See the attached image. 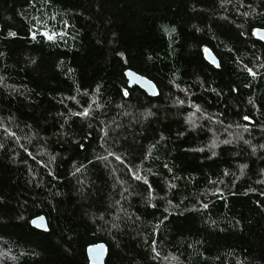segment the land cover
<instances>
[{
  "label": "trees",
  "instance_id": "trees-1",
  "mask_svg": "<svg viewBox=\"0 0 264 264\" xmlns=\"http://www.w3.org/2000/svg\"><path fill=\"white\" fill-rule=\"evenodd\" d=\"M256 29L264 0H0V264H264Z\"/></svg>",
  "mask_w": 264,
  "mask_h": 264
},
{
  "label": "water",
  "instance_id": "water-1",
  "mask_svg": "<svg viewBox=\"0 0 264 264\" xmlns=\"http://www.w3.org/2000/svg\"><path fill=\"white\" fill-rule=\"evenodd\" d=\"M254 37L258 41L264 43V30L256 29L254 32ZM204 57L208 64L214 68L219 67L218 60L208 49L204 51ZM124 75L128 88L137 87L150 98H155L158 96L157 87L147 78L140 76L131 70H127ZM31 226L41 232H46L48 229L47 221L43 216L33 218L31 220ZM86 256L88 264H105V259L107 257V247L103 243L90 245L86 248Z\"/></svg>",
  "mask_w": 264,
  "mask_h": 264
},
{
  "label": "snow or ice",
  "instance_id": "snow-or-ice-1",
  "mask_svg": "<svg viewBox=\"0 0 264 264\" xmlns=\"http://www.w3.org/2000/svg\"><path fill=\"white\" fill-rule=\"evenodd\" d=\"M9 35H15V34H14V33H9ZM44 35L48 36V39H52V36H49L47 33H44ZM0 55H2V54H0ZM33 62H35V61H33ZM247 71H248L249 74L252 75V76H255V75H256V73H255V72L253 71V69H251V68H248ZM125 95H127V93H125ZM180 103H183V101H181ZM97 107H100V106L97 105ZM197 110L199 111V108H197ZM88 114H89V113H88V110H87V109H86L84 112H81V113H75V115H80V116H85V117H86ZM146 115H151V113H147ZM244 119L247 120L248 117L245 116ZM245 130H247V129H245ZM5 131L7 132V130H5ZM244 142H245V143H248V141H244ZM225 143H228V141H225ZM2 147H3V144H0V148H2ZM260 147H261V148H264V144L260 145ZM254 150H255V149H254ZM109 155H111V153H109ZM116 159H117V160H120V157L117 156ZM121 163H123V161H121ZM165 167H167V166H165ZM77 171H79V168L77 169ZM135 179H136V180H140L139 175L135 176ZM143 183H144V184H147L148 182L145 180ZM170 187L174 188L175 185H170ZM57 195H58V193H57ZM204 207H207V205H204ZM165 211H167V209H165ZM113 227H116V225L113 224Z\"/></svg>",
  "mask_w": 264,
  "mask_h": 264
},
{
  "label": "rangeland",
  "instance_id": "rangeland-1",
  "mask_svg": "<svg viewBox=\"0 0 264 264\" xmlns=\"http://www.w3.org/2000/svg\"><path fill=\"white\" fill-rule=\"evenodd\" d=\"M39 23H40V24H45V22H44L43 20L40 21ZM46 27H47L48 29H54V28H52V27L50 26L49 23L46 25Z\"/></svg>",
  "mask_w": 264,
  "mask_h": 264
}]
</instances>
